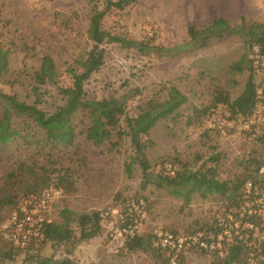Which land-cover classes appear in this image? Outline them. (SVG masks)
Here are the masks:
<instances>
[{
    "label": "rangeland",
    "instance_id": "374dc122",
    "mask_svg": "<svg viewBox=\"0 0 264 264\" xmlns=\"http://www.w3.org/2000/svg\"><path fill=\"white\" fill-rule=\"evenodd\" d=\"M95 2L101 9L103 0ZM90 15V0H0V50L7 53V68L0 76V93L48 115L61 107L64 97L59 89L72 83L68 69L79 73L77 61H84L91 49L86 32ZM215 18H223L230 24L239 23L240 18L264 24V0H136L122 10L107 13L101 27L114 36L145 40L150 45L167 48L188 41L189 27L201 28ZM103 47L104 64L84 84L85 99L119 100L128 115L134 117L138 106L146 101L165 100L170 87L187 97L176 115L159 121L143 138L153 143L145 153L149 172L156 176L167 171L169 165L175 171L187 168L191 172H203L214 168L215 178L223 182L253 171L258 165L262 186L256 187L252 195L246 191L245 205L256 209L257 215H263L264 109L258 108L245 121H228L227 113L219 106L203 124H189L192 107L207 106L214 88L227 92L231 99L243 90L247 72L238 74L229 69L242 54L240 40L234 36L212 39L205 48L173 57L143 54L115 43ZM44 56L53 60L56 76L53 83L41 85L34 75ZM257 82L263 87L264 76H258ZM72 122L79 133L87 119L78 112ZM121 127L125 128L124 122ZM76 139V155L71 154L73 148L65 150L64 156L59 155L63 165L74 169L75 191L65 194L58 190L59 195L49 201L45 220L61 224L60 212L65 208L76 214L107 211L109 215L101 219L100 235L74 247L70 243H38L30 252L13 249L4 237L3 227L29 197L12 188L8 202L0 205V264H35L36 256L58 261L67 258L73 264H171L166 252L130 253L124 248L126 237L118 234L122 224L117 216L131 205L138 209L134 214L141 220V236H151L154 229L183 235L199 231L205 240L212 241L215 225L226 223L229 227L222 226L223 236L218 240L227 242L230 231L237 229L238 223L231 225L235 217L226 210V202L218 194L202 198L192 193L184 201L153 183L142 188V170L131 161L128 137H123L117 150L111 151L108 144L91 146L83 134ZM31 154V150H19L13 145L2 153L0 186L19 160L33 159ZM67 157L78 159L67 161ZM211 157L216 160L212 161ZM246 185L247 189L249 184ZM45 191L50 189L42 194ZM254 237L264 239L257 232ZM192 248L179 257L177 264L213 263V248L205 252L197 246ZM5 254L7 259L2 258ZM248 257L249 264H264L254 254Z\"/></svg>",
    "mask_w": 264,
    "mask_h": 264
},
{
    "label": "trees",
    "instance_id": "16d2710c",
    "mask_svg": "<svg viewBox=\"0 0 264 264\" xmlns=\"http://www.w3.org/2000/svg\"><path fill=\"white\" fill-rule=\"evenodd\" d=\"M135 1L103 0L100 9L95 0H90L91 15L86 32L91 42V49L84 61H77L81 69L79 73L68 69L67 72L71 74L72 83L68 87L59 89L60 94L64 97V104L54 113L48 115L35 106L20 104L13 96L0 93L2 103L0 158L2 153L12 145L19 150L20 148L23 151L31 150L33 158L32 160H19L15 169L7 174L0 186V205H5L8 202V192L12 188H18L28 195L27 197L34 198L40 197L42 192L48 189L72 194L75 191L74 169L63 165L59 155L64 156L65 150L71 148L74 149L71 154L76 155L77 135L79 137L83 134L85 140L96 148L108 144L110 151L117 150L122 138L128 137L132 148L131 161L137 163L142 170V188L153 183L158 188H164L168 194L182 198L184 201H188L192 193H197L202 198L218 194L226 202V210H230L231 215L235 217L231 222L232 227L238 223L237 229L230 231V240L227 242L224 239L218 240V237L223 236L222 226L224 225L226 229L229 227L226 223L220 227L214 226L212 241L205 240L202 233L196 232L202 235L201 237L205 240L208 248L211 244L214 245L212 264H249L248 256L250 254H254L258 258L264 257V239L259 240L254 237V233L257 232L260 237L264 238V214L257 215L256 209L247 208L245 205L246 191L252 195L256 187L261 188L262 186L258 175L261 167L256 163L257 167L253 171H246L235 176L232 180L223 182L215 178L214 168H207L203 172L201 170L191 172L187 168L175 171L169 165L167 171H160L156 176L149 172L150 164L145 158V153L153 146V143L143 138L149 135L151 129L159 121L168 120L177 114L180 107L187 102V97L184 94L175 87H170L165 100L150 99L138 106V113L131 117L124 104L119 100L113 98L87 100L84 91V84L104 64L105 49L103 46L105 44L115 43L122 48H133L143 54L152 52L157 55L173 57L180 53L205 48L212 39L234 36L241 42L242 54L237 61L230 64L229 69L232 73L247 72L243 90L236 98L231 99L227 92L217 87L214 88L207 106L200 109L192 107L189 124H203L219 106L223 107V111L227 113L226 120L245 121L258 108L264 109V86L261 87L257 82L258 76H264V24L246 22L244 18H240L237 24H230L223 18H215L201 28L189 27L188 41L167 48L150 45L145 40L138 41L114 36L102 29L101 22L107 13L114 9L122 10ZM6 54L0 50V76L7 68ZM55 76V65L51 57H42L34 80L44 85L53 83ZM135 92L139 91L135 90ZM78 112L84 115L87 123L82 131L76 133L72 118ZM122 122L125 123V128L121 127ZM76 159L78 157L66 158L67 161ZM211 160L215 161L216 159L211 157ZM246 184H249L248 190L245 188ZM126 211L127 209L125 212H120L124 214ZM106 213L108 212L106 211ZM103 215L104 213L100 214L96 211L76 214L65 208L60 212L61 224L47 220L42 223L40 243L52 245L70 243L74 247L80 242L96 238L101 232ZM71 224H74L73 228ZM125 237L124 248L130 253L164 252L152 247L150 235ZM217 243L220 245L219 248ZM198 248H201V252L208 251L202 247ZM34 249L30 246L22 250L30 252ZM219 253L221 255H218ZM184 254H180L179 257ZM36 257L35 264H73L67 258L58 261L37 259ZM179 257L177 261H179ZM2 258L7 259L8 256L5 254Z\"/></svg>",
    "mask_w": 264,
    "mask_h": 264
},
{
    "label": "built area",
    "instance_id": "2783aa9c",
    "mask_svg": "<svg viewBox=\"0 0 264 264\" xmlns=\"http://www.w3.org/2000/svg\"><path fill=\"white\" fill-rule=\"evenodd\" d=\"M173 174V171H171ZM59 195L58 190L45 191L41 197H29L25 199L19 211L12 213L9 221L4 225V237L12 247L22 250L27 247H35L42 240V223L45 221V213L52 196ZM138 212L136 206L132 205L126 213H118L117 220L122 224L118 231L119 235L134 236L141 232V220L134 213ZM104 213V217L108 216ZM197 235L176 234L161 229H154L151 232V243L154 248L167 253L171 264H177L180 254L186 253L191 247L198 246L205 249L214 248L207 244ZM217 247L220 245L217 243ZM251 255V254H250ZM264 260V257H259Z\"/></svg>",
    "mask_w": 264,
    "mask_h": 264
}]
</instances>
